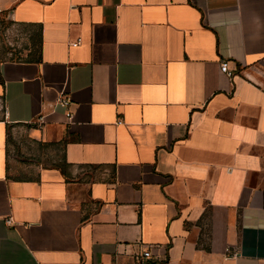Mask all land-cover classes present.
<instances>
[{
	"label": "crops",
	"instance_id": "0c3cea01",
	"mask_svg": "<svg viewBox=\"0 0 264 264\" xmlns=\"http://www.w3.org/2000/svg\"><path fill=\"white\" fill-rule=\"evenodd\" d=\"M0 14L38 35L0 64V264H264V0ZM11 125L59 159L15 176Z\"/></svg>",
	"mask_w": 264,
	"mask_h": 264
},
{
	"label": "rangeland",
	"instance_id": "374dc122",
	"mask_svg": "<svg viewBox=\"0 0 264 264\" xmlns=\"http://www.w3.org/2000/svg\"><path fill=\"white\" fill-rule=\"evenodd\" d=\"M38 51V35L29 28L15 25L7 14H0V64L7 60H24ZM0 103V112L2 111ZM7 154L11 172L25 176L27 168L38 161L53 162L60 157V151L52 146L35 144L28 135V127L11 125L8 133ZM43 155V156H42Z\"/></svg>",
	"mask_w": 264,
	"mask_h": 264
},
{
	"label": "built area",
	"instance_id": "2783aa9c",
	"mask_svg": "<svg viewBox=\"0 0 264 264\" xmlns=\"http://www.w3.org/2000/svg\"><path fill=\"white\" fill-rule=\"evenodd\" d=\"M81 40H78V43L80 42ZM220 70L222 73L232 77L233 73L232 71L230 70L229 68V62L228 61H222L221 62V65H220ZM60 103L65 106V107H68L69 105V99L67 96H64L63 98H61V101ZM151 252L150 251H145L143 252L142 256H141V260L139 262V264H153V261L151 260Z\"/></svg>",
	"mask_w": 264,
	"mask_h": 264
}]
</instances>
